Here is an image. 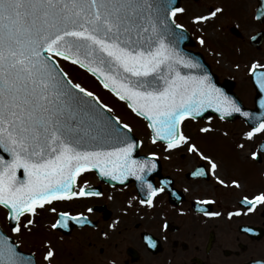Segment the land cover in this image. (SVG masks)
I'll return each mask as SVG.
<instances>
[{"label": "snow or ice", "instance_id": "snow-or-ice-1", "mask_svg": "<svg viewBox=\"0 0 264 264\" xmlns=\"http://www.w3.org/2000/svg\"><path fill=\"white\" fill-rule=\"evenodd\" d=\"M166 8L159 0H0V206L16 221L13 232L30 228L34 219L21 223V217H35L38 209L47 206L55 213L51 206L55 201L99 195L83 187L72 190L77 177L92 169L121 183L134 176L146 184L147 199L140 203L149 207L163 191L142 175L155 163L133 158L135 141L120 130L118 120L113 123L114 118L103 114L101 109L111 111L107 105L68 79L60 60L86 69L146 119L154 132L153 143L166 141V150L186 147L216 172L218 164L180 130L181 122L206 108L221 113V119L241 110L206 72L192 71L201 66L177 50L183 36L169 28ZM183 11L174 7L167 15L175 17ZM221 11L216 7L207 16L194 17V22L207 21ZM256 67L254 63L252 69ZM258 83L264 90V73ZM122 128L131 131L128 124ZM208 131L200 128L202 133ZM262 131L264 123L245 135L251 140ZM20 169L23 179L17 175ZM193 175H204V169ZM231 183L240 187L235 179ZM244 203L251 212L264 204V193L251 200L244 197ZM59 215L53 229L69 219L67 212ZM70 218L83 222L80 217ZM53 256L49 249L44 259ZM0 264L30 262L6 236H0Z\"/></svg>", "mask_w": 264, "mask_h": 264}, {"label": "flooded vegetation", "instance_id": "flooded-vegetation-1", "mask_svg": "<svg viewBox=\"0 0 264 264\" xmlns=\"http://www.w3.org/2000/svg\"><path fill=\"white\" fill-rule=\"evenodd\" d=\"M179 7L184 11L172 19L186 32L183 48L201 55L219 82L230 80L234 89L245 84L253 99L254 81L264 73V0H180ZM216 7L222 9L216 17L194 22ZM260 142L254 144L256 157L248 160L254 170L235 178L236 188L234 178L211 184L212 171L202 162L185 169L166 142L156 140V150L144 153L139 141V154H155L159 161L148 183L163 191L153 197L152 207L140 203L147 188L139 193L135 181H108L92 169L77 177L72 190L83 187L99 195L55 201V213L46 206L35 217H21V223L32 218L34 224L19 233L12 231L2 207L6 229L0 227L36 264H264V204L249 212L244 203V197L264 193ZM199 168L204 175H193ZM61 212L69 219L53 229ZM49 249L54 256L45 260Z\"/></svg>", "mask_w": 264, "mask_h": 264}, {"label": "rangeland", "instance_id": "rangeland-1", "mask_svg": "<svg viewBox=\"0 0 264 264\" xmlns=\"http://www.w3.org/2000/svg\"><path fill=\"white\" fill-rule=\"evenodd\" d=\"M59 65L63 71L68 74V79L73 83H79L87 91H91L94 96L99 99L101 104H105L111 109L110 112L122 124L129 125L132 132L141 141L142 152L148 153L156 150V143H153L146 123L131 112L122 101L104 89L82 68L63 60L59 61ZM247 89L245 84H238L235 86L234 91L245 105H252V98L246 94ZM200 128H208L209 131L202 133L200 132ZM180 130L191 138V142L198 146L200 152L210 157L218 164L216 172H212L211 174V184L219 177L220 180L224 181L223 185H225L228 182L227 180H229L228 178H239L242 174L254 170L248 160L255 150V142L261 140L264 131L255 134L254 137L249 140L245 133L250 130L241 120L234 119L231 121H224L216 116L210 119L186 118L181 122ZM171 153L177 156L179 163L182 162V164L186 165L184 167L185 169L195 162H202L211 170L207 161L187 152L186 147L173 150ZM5 216V210L0 207V225L4 230L6 229Z\"/></svg>", "mask_w": 264, "mask_h": 264}, {"label": "water", "instance_id": "water-1", "mask_svg": "<svg viewBox=\"0 0 264 264\" xmlns=\"http://www.w3.org/2000/svg\"><path fill=\"white\" fill-rule=\"evenodd\" d=\"M159 2L162 3V4H166L167 5V8L165 10V18L168 21V25H169V28L171 29V31H173L175 33L182 34V36H183V38L180 39L179 42H178V44L176 45L177 50L182 55H184L185 58L191 59V60H193L194 62L198 63L201 66L200 69H193L192 71L195 72V73H197V74H203L204 72H206L209 75V77L211 78V82L218 89H220L221 92L225 96L229 97L232 101H234L236 103V105L238 107H240V110H241L240 112H229V113H227V114L224 115L223 119L228 120V121H231V120H234V119H242L252 129L254 127H258L259 124L262 121H264V90H262L260 88L258 81H254V88H255L254 107L253 108L245 107L243 105V103L241 102V100L239 99V97L233 91V84H232V82L230 80H224L223 82H218L216 76L214 78L210 74V71H209L208 66L205 63L202 62L203 59H202L201 55H199V54H197L195 52H192L190 50H185L183 48V46H184V38L186 37V32L182 28H176L175 25L172 23L171 16H168L167 15V13L171 10V8H174V7H178L179 6L180 0H159ZM185 71H187V70H185ZM101 111L103 112L104 115H106L108 117H111V118H114L113 119V123L116 122L117 119L110 112H108L107 109H101ZM244 113H247V115H244ZM212 115H217L218 117H221V113L217 112L214 108H206L202 112H200L198 115H196L194 119H200V118L207 119V118L211 117ZM188 118H192V117H188ZM146 123L148 125V121L147 120H146ZM119 125L121 126L120 127V130L122 132H126L127 135L133 141H135V143L137 144V147L133 151V158L136 159V160H140V161H143V160L148 159V160H152L155 163L156 167L154 169H152L150 172H147L146 171L145 173L142 174V175H144L146 181L148 182L149 178L153 174H156L159 171V161L155 157L153 159V156H151V155L148 156V155L138 154V147H139V141H138V139L136 138V136L131 131L129 132L127 129H123L122 128V125L123 124H121L119 122ZM149 130H150V133H151V137L153 138V135H154L153 129L149 128ZM157 140L158 141H162V142H166V141H164L162 139H157ZM262 145H264V139L261 142V144L259 145V150L262 151V152H264V146H262ZM5 156H6V154H5ZM94 170L97 172V174L99 176H101L98 169H94ZM17 175H18L19 178L23 179V170L22 169L18 170ZM101 177L105 178V180H108V181L120 182V181H114L110 177H106V176H101ZM131 180L135 181L136 187H137V190L139 191V193H142V192L145 191L146 184L142 185L141 182L138 181V180H136V178L134 176H129L123 183L129 182ZM8 222H9V225L11 227H13L16 224V221H13V220H11L9 218H8ZM0 236H6L1 231V229H0ZM6 237L9 239V242L12 243L15 246V248L17 249V251L20 254H22L24 257L27 258V260L30 262V264H35L32 255L20 251L19 248H18V246L13 242V239L11 237H8V236H6Z\"/></svg>", "mask_w": 264, "mask_h": 264}, {"label": "bare ground", "instance_id": "bare-ground-1", "mask_svg": "<svg viewBox=\"0 0 264 264\" xmlns=\"http://www.w3.org/2000/svg\"><path fill=\"white\" fill-rule=\"evenodd\" d=\"M220 163V162H219ZM221 165H223L222 163H220Z\"/></svg>", "mask_w": 264, "mask_h": 264}]
</instances>
